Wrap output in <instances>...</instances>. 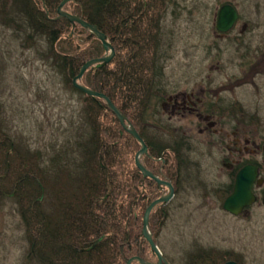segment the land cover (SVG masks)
<instances>
[{"label":"trees","instance_id":"16d2710c","mask_svg":"<svg viewBox=\"0 0 264 264\" xmlns=\"http://www.w3.org/2000/svg\"><path fill=\"white\" fill-rule=\"evenodd\" d=\"M63 1H15L7 23L15 25L23 16L30 29V46L34 35L44 38L48 45L45 57L74 92L86 97L84 130L85 125L90 130L82 131L75 142L81 160L59 165L53 176L44 173L37 155L13 153L8 140L1 139L0 198L16 200L31 244L28 261L128 264L139 258L154 263L156 257L142 236L143 221L148 207L162 193L136 165L140 143L123 128L105 101L74 87L73 80L82 67L103 58L106 52L102 42L80 25L74 29L79 41L65 39L73 26L59 18ZM160 6L161 0H74L64 11L108 37L115 51L113 60L101 68H89L82 85L105 95L121 111L148 148L144 167L166 180V169L162 170L159 162L169 146H165L164 137L155 139L151 134L154 128L162 132L166 128L150 127L147 120L153 100L162 91L156 83L161 66L155 56ZM16 30L21 31L19 26ZM106 113L110 118L103 116ZM104 119L108 121L104 123ZM108 122L113 127L109 128ZM166 216L162 206L151 213L149 230L154 239L155 223L157 226L161 218L162 224Z\"/></svg>","mask_w":264,"mask_h":264},{"label":"rangeland","instance_id":"374dc122","mask_svg":"<svg viewBox=\"0 0 264 264\" xmlns=\"http://www.w3.org/2000/svg\"><path fill=\"white\" fill-rule=\"evenodd\" d=\"M15 1L19 0H0V140L7 139L13 153L23 157L37 155L44 173L54 176L59 165L70 159L81 160L75 142L82 131L90 130L86 125L84 130L86 97L74 92L72 85L45 57L48 45L44 38L34 35L30 46L27 40L30 29L23 16L15 25L7 23ZM226 2L242 17L238 31L244 23L251 24V31L244 37L259 38L254 46L258 53L264 46V39H260L264 37V0H161L156 13L159 46L155 56L161 66L156 83L162 91L153 100L147 120L150 127L166 128L163 132L156 128L151 132L155 139L164 137L166 147L169 146V110H164L162 105L170 95L215 92L210 89L222 85L223 90L237 83L233 81L239 76L245 77L238 62L230 68L223 64L225 70L219 72L221 56L228 58L234 50L240 59L243 53V48L231 45L230 38L238 35V31L226 40L217 37V16ZM18 26L21 31L16 30ZM76 33L72 29L65 39L79 41ZM244 80L247 82L246 77ZM83 83L82 80L80 84ZM237 99L243 105H264V98L256 99L247 90L239 92ZM103 116L110 118L107 113ZM107 126L113 127L109 122ZM185 131L192 133L188 128ZM170 155L166 152L159 162L161 169H166L167 179ZM201 159L200 153L197 158L200 167L195 168L187 166L185 155L177 191L165 206L166 219L160 224V218L157 226L155 223L156 246L166 261L162 264H189L209 249L220 251L223 262L231 259L238 264H264V233L259 230L263 226L262 218L224 220L217 210L215 195L206 199L200 194L202 186L213 190L222 181L217 169H207ZM133 160L131 153V168ZM30 251L16 200L0 198V264H39L28 261Z\"/></svg>","mask_w":264,"mask_h":264},{"label":"flooded vegetation","instance_id":"af4514ba","mask_svg":"<svg viewBox=\"0 0 264 264\" xmlns=\"http://www.w3.org/2000/svg\"><path fill=\"white\" fill-rule=\"evenodd\" d=\"M224 6L233 7L239 18L227 33L216 31L219 40H226L231 33H236L242 19L230 2H226L221 8ZM249 24L244 23L238 31L239 34L230 38L233 42L231 45L236 44L243 48L240 59L233 50L228 58L220 57L222 66L219 68L222 73L225 70L223 64L230 68L234 62H238L240 73H244L247 82L245 77L239 76L233 82L240 85L232 83L223 90L222 85L217 88L214 86L216 89L210 90L215 92L170 95L163 103L162 108L169 110V154L172 157L169 158V179L166 181L177 191L182 172L181 161H184L186 155L187 166L199 168L200 162L197 158L201 153L202 164L209 170L216 168L222 181L213 190L202 186L200 194L206 199L211 198L212 194L215 195L217 210L224 220L253 221L254 218L261 217L263 226L259 230L264 233V105H243L242 100L237 99V94L246 90L256 99L264 98V46L257 53L254 46L259 38L244 37L252 29ZM187 128L192 133L186 132ZM245 169L251 170V195L254 200L239 215H233L224 209V204L234 193L238 175ZM187 257L190 261V255ZM156 262L157 258L154 263ZM222 262L220 251L209 249L200 253L199 258L196 259L195 256V260L189 264L237 263L231 259Z\"/></svg>","mask_w":264,"mask_h":264},{"label":"water","instance_id":"95a60500","mask_svg":"<svg viewBox=\"0 0 264 264\" xmlns=\"http://www.w3.org/2000/svg\"><path fill=\"white\" fill-rule=\"evenodd\" d=\"M72 1H74V0H65L61 3V5L58 9L59 18L67 19L72 24L73 29H75V27L77 25H80L84 29L89 31L92 35L96 36L97 39H99L102 42L103 47H104L105 52H106L105 57H103L101 59L90 61L82 67L79 75L73 80L74 87L76 89L80 90L81 92H83L87 96L97 98V99H101V100L105 101V103L107 104L109 109L114 113V115L120 121L123 128L129 134H131L135 138V140H137L140 143L141 150L137 154L136 165H137L138 169L140 170V172L143 174L144 178L145 179H151L152 181L156 182L158 184L159 189H162L163 187H165V188H168L170 190V193L167 196L162 197V198L154 201L148 207V209L145 213L144 221H143L144 227H143L142 236L149 243L151 250H152V253L157 256V258H158L157 264H162L164 262V259L161 255V252L159 251L158 247L156 246V244L153 240V237L149 231L150 215H151L152 211L154 210V208H156L158 205L166 206L169 204V202L174 197V188L171 184H169V182L162 181L158 177L153 175L151 172L147 171L145 169V167L141 164V162H140L141 158L144 155H147V156L149 155L148 154V148H147L145 142L143 141V139L136 132L134 127L128 123L126 117L121 113V111L119 109H117L105 95L96 93V92H94V91H92V90H90V89H88L85 86L80 84L85 73L88 71L89 68H91V67L101 68L103 66L108 65L113 60V58L115 56V51H114L112 45L109 43L108 37L103 35L98 30L97 27L86 23L85 21H83L82 19H80L76 16L70 15L69 13H67L63 10L64 7L69 2H72ZM238 18L239 17H238L237 12L231 6H224L223 8H221V10L219 12V16H218V20H217V26H216L217 31L220 33H223V34L227 33L234 26V24L238 20ZM109 53H110V55H109ZM250 171H251L250 169H245L238 175L237 183L235 186V191L225 201L224 209L233 215H239L242 212V210L244 208L248 207L249 205H251L253 200H254L253 196L251 195L252 176L250 175ZM135 261H138L140 264H150V263H147L144 260H141L139 258L131 259L128 262V264H132ZM227 264H237V263L229 262Z\"/></svg>","mask_w":264,"mask_h":264}]
</instances>
